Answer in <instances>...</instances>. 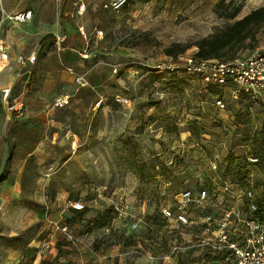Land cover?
I'll return each instance as SVG.
<instances>
[{
    "label": "rangeland",
    "instance_id": "374dc122",
    "mask_svg": "<svg viewBox=\"0 0 264 264\" xmlns=\"http://www.w3.org/2000/svg\"><path fill=\"white\" fill-rule=\"evenodd\" d=\"M47 2L0 0V41L8 50L0 67V264H132L140 256L167 264L171 245L189 242L191 231L163 223L159 205L208 186L224 170L238 181L229 160L233 167L264 154L263 103L177 68L196 42L232 22L225 19L231 10L239 9L238 20L264 0H127L117 13L102 9L105 0H87L82 17L63 16L74 21L76 43L62 44L77 60L81 51L86 56L80 75L87 87L62 108H41L24 102L40 83L36 62L53 49L41 40L62 36ZM24 10L33 21L13 22ZM40 23L48 30L38 31ZM245 45L237 57L264 54V25ZM33 54L35 65L16 63ZM9 100L21 104L19 114L8 110ZM65 200L85 209L67 210L63 234L50 220ZM97 256L107 257L94 263Z\"/></svg>",
    "mask_w": 264,
    "mask_h": 264
},
{
    "label": "built area",
    "instance_id": "2783aa9c",
    "mask_svg": "<svg viewBox=\"0 0 264 264\" xmlns=\"http://www.w3.org/2000/svg\"><path fill=\"white\" fill-rule=\"evenodd\" d=\"M61 3L62 0H54ZM78 2V13L85 10V0ZM127 0H106L102 4L104 11L119 12ZM17 24H26L32 20V12L25 10L12 17ZM78 33L85 40L82 27L77 28ZM65 36H56L53 40L54 47L62 50ZM80 57L86 56L80 53ZM8 60V50L0 41V64ZM36 61L34 55L26 59L16 58L17 64L28 62L33 65ZM111 72H117L115 66H110ZM199 78L202 82L215 87L233 86L234 95H243L252 102H261L264 105V54L253 51L244 57H236L232 61L219 62L216 60L200 61L192 56L184 60L183 68H177ZM74 78L77 88L86 87L82 76H78L71 68L66 70ZM68 105V98L54 101V108ZM216 105L220 109L224 104L218 100ZM9 111L22 110L18 106L8 105ZM242 169L237 172L238 181H233L224 170L220 176H215L208 186L200 185L195 190L179 192L173 202H162L158 213L163 223L175 224L174 229H189L190 241L184 244H172L166 259L180 258L194 252L200 256V264H210L205 259L219 258L231 264H264V212L260 208L261 173L258 169V158L247 156L243 160ZM219 166L213 162L212 171H218ZM220 171V169H219ZM68 209L81 212L85 206L79 202H68ZM53 229L66 234V224L50 220ZM133 224L131 227L135 228ZM188 264H196L189 259Z\"/></svg>",
    "mask_w": 264,
    "mask_h": 264
},
{
    "label": "crops",
    "instance_id": "0c3cea01",
    "mask_svg": "<svg viewBox=\"0 0 264 264\" xmlns=\"http://www.w3.org/2000/svg\"><path fill=\"white\" fill-rule=\"evenodd\" d=\"M47 1H49L47 2V6L52 7L53 10L57 12L56 13L57 24L59 25L62 35L66 37V41L71 43L72 42L76 43V41H74L76 37L73 26L74 21L73 20L68 22L63 21V16L68 14L70 19H77L82 17V13L77 14L78 2H76V0H62L61 3H56L54 0H47ZM86 1L87 0H85V6L88 5ZM34 12H35V16H38L39 14V13L37 14L38 11L37 12L34 11ZM33 17L34 16L32 13V20L30 22L33 21ZM78 27H82V24L76 23L75 29L77 33H78L77 31ZM46 30H48V28H46L43 25V23H40V27L38 28V31H46ZM47 35L52 36V34H47ZM79 36L82 40L83 39L82 36L80 34ZM51 40L45 44L47 46L48 43H51L50 47H53V49L52 48L48 49L49 46H47V48L44 49L42 52L43 56L36 62V66H37L36 77L40 79V83L39 85L32 87L30 95L27 97V100H25L24 102L25 105L27 103H30L33 105H37V107L45 108L47 106L53 105V102L60 98L67 97L70 102H74V100H76V97L78 98L82 97V88H77L76 84L74 83L73 76L66 71L67 68H71L76 75L82 76L80 75V73H82V58L80 57V53H78V57L80 60H77L76 55L68 54L67 52H65L67 50H72V49H70L69 47L68 48L65 47L59 51L54 47L53 41ZM27 57H25V59ZM25 63L31 66L28 62ZM67 64L72 65V67L67 66ZM33 65H35V63ZM73 138L74 140L76 139L75 136ZM73 143L74 142H71V144ZM68 202L70 201L65 200L63 202L62 208H60L61 207L60 204L57 206V208H52V210L54 211L58 209L57 222L58 221L60 222V220H62L63 217L66 218V213L68 210V206H67ZM114 255H118V254H114ZM125 255L126 256L130 255V252L126 251ZM185 256H182L180 258L176 257L168 260L165 259L164 263L183 264L182 258ZM105 257L107 256H100V257L97 256L96 258L94 257L95 260L94 263L101 261V259ZM189 259L195 261L196 264H200L199 262L200 256L195 253H193L189 257ZM205 260L210 264H218L219 261L220 262L224 261L219 258H209V257H207ZM132 264H150V263H148L146 257L140 256V257H133Z\"/></svg>",
    "mask_w": 264,
    "mask_h": 264
},
{
    "label": "trees",
    "instance_id": "16d2710c",
    "mask_svg": "<svg viewBox=\"0 0 264 264\" xmlns=\"http://www.w3.org/2000/svg\"><path fill=\"white\" fill-rule=\"evenodd\" d=\"M239 13V9L231 10L225 19L231 23L224 25L221 28H216L214 32L195 43L196 52L192 56L195 60L210 61L216 60L219 62L232 61L237 57V53L249 48L245 45V40L249 36H253L255 30L264 25V7L251 11L238 20H234ZM52 39L51 35L45 36L41 42L42 47L45 43ZM212 86V85H211ZM215 87V86H214ZM12 101H8L11 105ZM264 129V124L262 126ZM231 159V158H230ZM258 169L261 173V200L260 208L264 212V154L258 158ZM232 160H229L228 166L236 169L239 172L244 162L239 160L235 166H231ZM76 212V211H73Z\"/></svg>",
    "mask_w": 264,
    "mask_h": 264
},
{
    "label": "bare ground",
    "instance_id": "6f19581e",
    "mask_svg": "<svg viewBox=\"0 0 264 264\" xmlns=\"http://www.w3.org/2000/svg\"><path fill=\"white\" fill-rule=\"evenodd\" d=\"M2 64H0V67H1Z\"/></svg>",
    "mask_w": 264,
    "mask_h": 264
}]
</instances>
